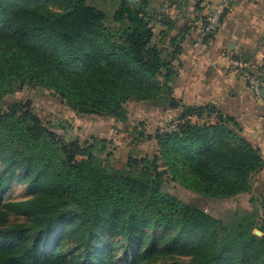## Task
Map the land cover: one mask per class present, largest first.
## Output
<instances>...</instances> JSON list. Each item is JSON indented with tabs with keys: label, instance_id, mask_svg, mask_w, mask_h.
Segmentation results:
<instances>
[{
	"label": "trees",
	"instance_id": "obj_1",
	"mask_svg": "<svg viewBox=\"0 0 264 264\" xmlns=\"http://www.w3.org/2000/svg\"><path fill=\"white\" fill-rule=\"evenodd\" d=\"M157 2L119 0L113 27L87 0H0V101L40 87L77 113L121 123L129 101L176 104L180 35L197 30L204 43L214 35L201 34L203 0ZM155 25L164 27L159 39ZM177 118L176 131L156 134L151 158L129 156L118 169L102 157L106 139L65 141L30 108H0V264H116L118 237L127 264H264V194L250 199L259 207L220 219L167 192L160 166L198 194L227 199L251 191L260 149L214 106H184ZM14 181L30 197L3 202Z\"/></svg>",
	"mask_w": 264,
	"mask_h": 264
},
{
	"label": "rangeland",
	"instance_id": "obj_2",
	"mask_svg": "<svg viewBox=\"0 0 264 264\" xmlns=\"http://www.w3.org/2000/svg\"><path fill=\"white\" fill-rule=\"evenodd\" d=\"M118 1L87 0L90 5L107 14V24L113 27L116 25L110 19ZM157 1L159 4L160 0ZM155 5L158 8V5ZM167 10L172 12L173 8ZM14 103L30 108L41 119L45 127L65 141L79 140L84 142L90 140L91 137L106 139V150L102 157L107 156L111 165L118 169L123 167L129 156H148L151 158L157 151L156 134L162 132L168 123L178 120L177 116L181 112V109L176 111L177 104H172L168 106L167 110L161 112V108H149L145 103L129 101L126 104L127 121L115 122L113 118L107 116L77 113L68 107L54 91L27 86L12 94L5 95L0 101V108L5 109ZM214 120V117H211L208 121L214 122ZM160 166L166 176L163 179V188L167 192L184 202L197 204L206 213L220 219H225L234 210H252L255 206L259 207L258 201H251L250 199L253 197L260 198L264 194L263 174H255L251 191L247 193L227 199H211L186 188L177 181H172L162 161H160ZM29 197L28 187L14 181L4 193L3 202L23 200ZM9 219L14 222L25 220L24 217L12 214ZM255 234L261 235L259 231H255ZM111 241L116 255L114 257L116 264H127L128 260L130 262L131 251L128 252L127 259L122 257L124 245L122 238H113Z\"/></svg>",
	"mask_w": 264,
	"mask_h": 264
},
{
	"label": "crops",
	"instance_id": "obj_3",
	"mask_svg": "<svg viewBox=\"0 0 264 264\" xmlns=\"http://www.w3.org/2000/svg\"><path fill=\"white\" fill-rule=\"evenodd\" d=\"M216 1L203 0L204 12ZM163 29L155 25L156 39ZM170 32L171 36L180 35V23ZM180 36L182 50L173 62L176 76L171 96L178 105L176 111L184 106L210 105L233 117L241 135L260 149L263 166L256 174L264 175V102L253 97L245 75L230 66L231 58L244 57L249 66L261 67L264 72V0H230L211 44L202 42L197 30Z\"/></svg>",
	"mask_w": 264,
	"mask_h": 264
},
{
	"label": "built area",
	"instance_id": "obj_4",
	"mask_svg": "<svg viewBox=\"0 0 264 264\" xmlns=\"http://www.w3.org/2000/svg\"><path fill=\"white\" fill-rule=\"evenodd\" d=\"M229 6L230 0H217L216 3L209 8L207 12L206 26L201 29L202 35H215L220 26L221 19L224 13L229 10ZM211 42L212 39L208 41V44H211ZM230 66L232 71L241 72L245 75L248 88L252 92L253 97L264 102V98L261 97V90L263 89V85L261 82V78L264 74L263 69L254 72H246V70L249 69V65L246 61L242 60L239 57L231 58ZM177 123V120L170 122V124L168 123L167 127L163 128V132L176 131Z\"/></svg>",
	"mask_w": 264,
	"mask_h": 264
},
{
	"label": "water",
	"instance_id": "obj_5",
	"mask_svg": "<svg viewBox=\"0 0 264 264\" xmlns=\"http://www.w3.org/2000/svg\"><path fill=\"white\" fill-rule=\"evenodd\" d=\"M127 2L128 3H134L135 4V0H127ZM246 72H250V70L247 69ZM261 97L264 98V88L261 90Z\"/></svg>",
	"mask_w": 264,
	"mask_h": 264
}]
</instances>
